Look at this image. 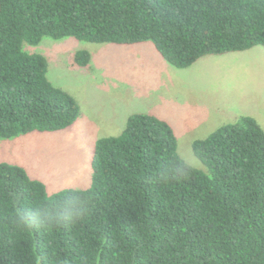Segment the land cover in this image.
<instances>
[{"label":"trees","instance_id":"trees-1","mask_svg":"<svg viewBox=\"0 0 264 264\" xmlns=\"http://www.w3.org/2000/svg\"><path fill=\"white\" fill-rule=\"evenodd\" d=\"M154 45L178 70L264 48V0H0V140L58 133L81 109L27 52L44 39ZM87 68L91 54L78 52ZM133 113L101 138L92 184L49 195L22 166L0 163V264H264V128L251 116L193 143Z\"/></svg>","mask_w":264,"mask_h":264},{"label":"rangeland","instance_id":"rangeland-1","mask_svg":"<svg viewBox=\"0 0 264 264\" xmlns=\"http://www.w3.org/2000/svg\"><path fill=\"white\" fill-rule=\"evenodd\" d=\"M27 52L45 56L49 79L77 100L81 114L58 133L0 140V163L24 167L46 184L49 195L91 186L98 141L119 136L133 113H150L175 130L178 152L191 166L208 171L193 143L225 124L254 117L264 128V48L210 56L178 70L151 43L133 46L44 39ZM91 54L87 68L78 52Z\"/></svg>","mask_w":264,"mask_h":264}]
</instances>
